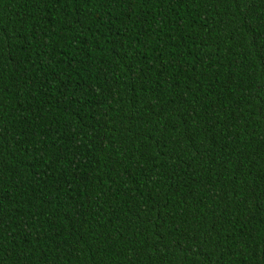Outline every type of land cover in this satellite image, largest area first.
Returning <instances> with one entry per match:
<instances>
[{"label": "trees", "instance_id": "1", "mask_svg": "<svg viewBox=\"0 0 264 264\" xmlns=\"http://www.w3.org/2000/svg\"><path fill=\"white\" fill-rule=\"evenodd\" d=\"M0 264H264V0H0Z\"/></svg>", "mask_w": 264, "mask_h": 264}]
</instances>
